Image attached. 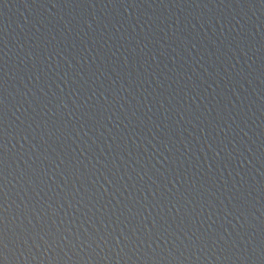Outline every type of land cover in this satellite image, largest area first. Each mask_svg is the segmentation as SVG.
<instances>
[{"label": "water", "instance_id": "water-1", "mask_svg": "<svg viewBox=\"0 0 264 264\" xmlns=\"http://www.w3.org/2000/svg\"><path fill=\"white\" fill-rule=\"evenodd\" d=\"M0 144V264H264V0H0Z\"/></svg>", "mask_w": 264, "mask_h": 264}, {"label": "snow or ice", "instance_id": "snow-or-ice-1", "mask_svg": "<svg viewBox=\"0 0 264 264\" xmlns=\"http://www.w3.org/2000/svg\"><path fill=\"white\" fill-rule=\"evenodd\" d=\"M5 145L0 144V149L5 148ZM5 164H6V152L0 153V255L4 254V251L7 247L10 246V242H22L24 245H28L29 241L32 244H35L37 247L39 245L36 243L37 237L39 240L43 241L45 244H48L49 241L45 239L44 235H40V232L37 231L35 226L25 225L23 222L18 224L10 223L8 216V208L6 207L8 201V193L6 191L7 179L5 175ZM105 191H107L105 189ZM27 208V205H25ZM155 223V222H154ZM43 231V229H41ZM134 234V230H133ZM48 237L51 238L53 244L56 243L58 236L56 232L48 231L46 233ZM11 236V239L9 237ZM121 236H123V231H121ZM13 237L15 238L13 240ZM117 239V242H120L119 237H114ZM102 240H105L106 237H101ZM123 239L127 240V236H123ZM51 246V245H50Z\"/></svg>", "mask_w": 264, "mask_h": 264}, {"label": "clouds", "instance_id": "clouds-1", "mask_svg": "<svg viewBox=\"0 0 264 264\" xmlns=\"http://www.w3.org/2000/svg\"><path fill=\"white\" fill-rule=\"evenodd\" d=\"M89 27H91V25H89ZM29 56L31 57V54H29ZM69 66L71 67V64H69ZM66 75H67V74H66ZM72 82H73V83H77V81L75 80V78H72ZM65 83H68V80H67V79L65 80ZM101 96H103V93H101ZM61 106L67 108V105H66V103L63 101V99H61V100H60V103H59L58 105H56L57 110H59V108H60ZM49 111H51V109H49ZM89 163H91V161H89ZM101 163H102V162H101ZM93 167H95V165H93ZM101 174L103 175V173H101ZM104 179H105V180H108V176H107V175H104ZM109 183H111L110 180H109ZM101 187H103V185H101ZM181 195H182V194H181ZM129 211H130V210H129ZM241 215H243V213H241ZM246 219H247V218L245 217V220H246ZM145 227H147V226H145ZM186 235H187V234H186ZM9 239H11V236L9 237ZM93 239H94V238H93ZM10 251H11L10 246L7 247V248L5 249L4 254H3V257H4L5 261H11V257H10V255H9Z\"/></svg>", "mask_w": 264, "mask_h": 264}]
</instances>
